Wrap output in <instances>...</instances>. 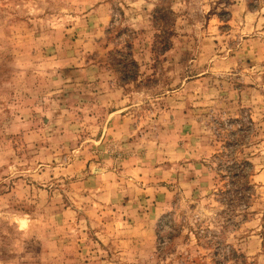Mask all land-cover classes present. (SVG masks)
I'll return each instance as SVG.
<instances>
[{"label": "rangeland", "instance_id": "rangeland-1", "mask_svg": "<svg viewBox=\"0 0 264 264\" xmlns=\"http://www.w3.org/2000/svg\"><path fill=\"white\" fill-rule=\"evenodd\" d=\"M0 264H264V0H0Z\"/></svg>", "mask_w": 264, "mask_h": 264}]
</instances>
